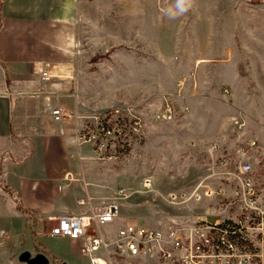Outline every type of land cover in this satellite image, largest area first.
I'll list each match as a JSON object with an SVG mask.
<instances>
[{"label": "rangeland", "instance_id": "1", "mask_svg": "<svg viewBox=\"0 0 264 264\" xmlns=\"http://www.w3.org/2000/svg\"><path fill=\"white\" fill-rule=\"evenodd\" d=\"M91 1L85 9L87 17L77 27L79 40L73 63L79 88L78 114L91 118L120 108L138 115L143 123L142 132L130 134L127 142L119 143L116 159L107 161L97 158L95 142L78 141L74 124L76 144L89 149L92 159L101 163L100 170L109 172L114 182L111 192L124 189L127 193L121 201L120 219L152 227H161L168 217L192 221L198 214L211 215L214 221L216 214L227 209L221 198L174 204L171 195L191 193L204 180L231 178L246 163L252 166V175L261 189L260 205L264 207V143L236 130L233 121H225L233 107L231 89L218 83L214 54L210 55L215 48L214 16L230 19L238 15L243 22L260 18L264 16V0H193L192 7L183 14H179L176 0ZM3 3L0 0V24ZM136 3L142 4L143 12L152 11L150 8L157 3L161 7L158 23L135 18ZM195 12L209 20L201 26L206 41L184 42L181 38L184 40L190 29L182 24L183 20L191 22ZM225 33L230 35L231 30ZM7 80L10 85L8 75ZM168 105L173 108L171 120L166 118ZM74 110L75 106L73 118ZM22 119L20 129L12 128V140L27 146L22 154L25 158L31 148L24 134L30 118ZM251 141L256 142L254 147ZM215 145L220 150L210 151ZM3 147L0 143V231L12 230L13 226L16 255L29 251L34 256L44 251L40 237L50 233L56 222L42 220L37 212L23 209L19 194L6 177L12 153ZM6 212L14 213L11 226ZM116 228L117 223L104 230L112 235ZM43 242L70 254L68 264H89L80 252L79 239L58 237ZM48 258L49 264H61L50 255Z\"/></svg>", "mask_w": 264, "mask_h": 264}, {"label": "crops", "instance_id": "2", "mask_svg": "<svg viewBox=\"0 0 264 264\" xmlns=\"http://www.w3.org/2000/svg\"><path fill=\"white\" fill-rule=\"evenodd\" d=\"M91 3V0H4L1 8L0 143L12 153L6 164V177L19 194L23 209L37 212L42 220L81 214L87 211V206L79 205L81 199L90 196L95 206L117 191L111 192L114 182L109 172L100 170L101 163L92 159V152L76 144L75 121L71 116L79 97L73 63L79 40L77 27L87 17L85 9ZM142 7L136 3L135 18L144 17L157 24L161 7L153 4L150 12H143ZM202 14L195 12L191 22L183 20L182 24L190 30L184 40L178 35L182 41H206L201 34V26L206 23ZM213 25L215 48L210 55L214 54L218 83L230 87L233 104L225 121L234 124L235 119H243L246 122L243 133L263 144L264 16L243 22L238 15L230 19L217 15ZM228 29L230 35L225 33ZM43 72H49L51 78L42 79ZM14 94L19 97L13 98ZM57 107H62L66 114L62 122H56L51 114ZM24 116L30 118L24 134L29 137L31 148L30 154L22 158L27 146L14 143L12 128L20 129ZM67 173L74 180L66 181ZM6 216L11 226L14 213L6 212ZM170 220L177 219H166ZM115 223L117 228L125 223L148 226L131 219H118ZM14 229L12 226V230L0 231V264H24L19 261L22 252L16 255ZM50 238L58 237L50 233L41 235L44 251L40 252L68 264L70 254L43 242Z\"/></svg>", "mask_w": 264, "mask_h": 264}, {"label": "built area", "instance_id": "3", "mask_svg": "<svg viewBox=\"0 0 264 264\" xmlns=\"http://www.w3.org/2000/svg\"><path fill=\"white\" fill-rule=\"evenodd\" d=\"M50 78L49 72L42 73V79ZM165 111L171 120L173 108L168 105ZM51 114L56 122H62L66 115L62 107L54 108ZM74 121L78 141L95 142L101 161L116 159L115 147L143 129L138 115L120 108L88 118L78 114L76 104ZM234 126L241 131L246 122L235 119ZM255 145V141L250 142V146ZM213 150L220 148L215 145ZM252 171L246 163L231 178L204 180L191 193L171 195L174 204L221 198L227 209L216 214L214 221L211 215L198 214L192 221L170 220L161 227L125 223L110 235L104 228L120 219L121 201L127 197L126 191L119 189L95 206L92 197L81 199L79 205L87 206L81 214L50 217L56 221L50 236L79 239L80 251L89 264H264V207ZM65 180L74 178L67 173Z\"/></svg>", "mask_w": 264, "mask_h": 264}, {"label": "water", "instance_id": "4", "mask_svg": "<svg viewBox=\"0 0 264 264\" xmlns=\"http://www.w3.org/2000/svg\"><path fill=\"white\" fill-rule=\"evenodd\" d=\"M19 261L24 264H49L50 260L44 253L32 255L29 251H23L19 255Z\"/></svg>", "mask_w": 264, "mask_h": 264}, {"label": "clouds", "instance_id": "5", "mask_svg": "<svg viewBox=\"0 0 264 264\" xmlns=\"http://www.w3.org/2000/svg\"><path fill=\"white\" fill-rule=\"evenodd\" d=\"M193 0H176V8L179 14H183L192 7Z\"/></svg>", "mask_w": 264, "mask_h": 264}]
</instances>
